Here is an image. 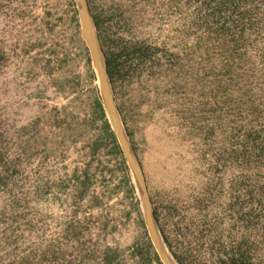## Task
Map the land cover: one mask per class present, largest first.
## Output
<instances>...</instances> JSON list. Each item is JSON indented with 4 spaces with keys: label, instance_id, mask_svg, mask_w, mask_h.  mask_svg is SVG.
Masks as SVG:
<instances>
[{
    "label": "rangeland",
    "instance_id": "374dc122",
    "mask_svg": "<svg viewBox=\"0 0 264 264\" xmlns=\"http://www.w3.org/2000/svg\"><path fill=\"white\" fill-rule=\"evenodd\" d=\"M86 2L169 254L264 264V0ZM98 97L75 0H0V264H159Z\"/></svg>",
    "mask_w": 264,
    "mask_h": 264
},
{
    "label": "water",
    "instance_id": "95a60500",
    "mask_svg": "<svg viewBox=\"0 0 264 264\" xmlns=\"http://www.w3.org/2000/svg\"><path fill=\"white\" fill-rule=\"evenodd\" d=\"M75 2L79 11L82 36L89 49L92 64L98 78L102 104L120 144L124 157L126 158L127 164L133 174L134 183L142 203L144 221L151 242L163 264H178L169 254L157 227L142 167L128 139L127 133L122 126L114 101L106 60L100 46L96 26L88 9L87 2L86 0H75Z\"/></svg>",
    "mask_w": 264,
    "mask_h": 264
},
{
    "label": "trees",
    "instance_id": "16d2710c",
    "mask_svg": "<svg viewBox=\"0 0 264 264\" xmlns=\"http://www.w3.org/2000/svg\"><path fill=\"white\" fill-rule=\"evenodd\" d=\"M141 56L148 55L147 51H142ZM119 55L115 54L110 58H107V70L108 74L111 77L114 73L118 71V62L117 57ZM93 116L94 119L100 120L101 122V132L98 134L97 138L92 143L91 151L96 152L99 149H106L107 153L114 157H121L122 163H126V159L120 147V144L117 140V137L111 127V124L106 116L105 109L103 107L101 99L98 97L93 102ZM119 185L122 187L125 185L126 195L130 196L135 191L134 183L131 182L130 177H123L120 180ZM157 261L159 264H163L159 257L157 256Z\"/></svg>",
    "mask_w": 264,
    "mask_h": 264
}]
</instances>
